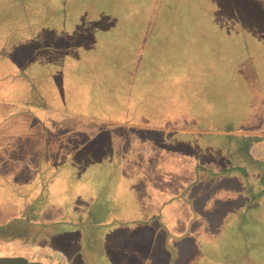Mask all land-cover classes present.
Instances as JSON below:
<instances>
[{"label":"rangeland","instance_id":"obj_1","mask_svg":"<svg viewBox=\"0 0 264 264\" xmlns=\"http://www.w3.org/2000/svg\"><path fill=\"white\" fill-rule=\"evenodd\" d=\"M156 1L0 0L2 52L32 53L31 85L58 126L42 158L33 129L27 163L0 167V255L62 264L33 251L45 247L77 264H264V0H164L177 29L143 32ZM85 2L116 10L90 17L92 28ZM24 106L1 123L0 143L28 122ZM14 144L0 157L18 154Z\"/></svg>","mask_w":264,"mask_h":264},{"label":"crops","instance_id":"obj_2","mask_svg":"<svg viewBox=\"0 0 264 264\" xmlns=\"http://www.w3.org/2000/svg\"><path fill=\"white\" fill-rule=\"evenodd\" d=\"M34 34L35 33L32 32L31 36H33ZM0 43H1L0 44V61H2L1 59L3 57L7 58V62L5 64L7 70L6 71L0 70V82L3 81L4 83H6L7 86L5 87V89L7 92L10 91V93L8 92L10 95L6 94V98H5L6 101L4 102L9 101V104L11 105L10 110L6 113V115L0 118V125L3 121L7 120V118L16 115V113L20 109L19 104L25 105L24 107L21 108V112L26 114L29 117L28 122L24 124V126H21L15 129L13 128L14 130L12 129L14 131V134L10 133L11 130H9L8 131L9 133H6V135L4 136L5 137L4 140L0 143V152L5 151L7 144H9L11 141L17 140V143H18V144H14V148L12 150V151L18 152V154L16 155L8 154V156L4 154L0 157V167H2L7 161H10V163H12V160L14 158L19 159L21 156L26 155L24 154L26 151L25 147L28 146L26 144V140L28 136L32 135V131H34L33 129H35L37 131L36 133H38V142L40 143L42 141V145H37L38 148L37 149L35 148V151L39 152L40 158H42V156L45 155L46 148L48 147L46 142H48L47 140H49V138L52 137L48 134V131L51 134H53L54 137H58V131H57L58 126L55 123L53 124L45 123L47 118L55 115L56 113L53 109H49L40 104V95L38 94L36 88H33L31 85L32 82H34V77H35L34 71L33 72L29 71L31 70L33 66H35V64L32 62V59H33V56H31L32 53L26 55L24 59L21 60V58H16L12 51L2 52V49L4 48V44H3V41ZM34 43L35 41L32 40V44ZM24 71H26L25 74L22 73ZM9 84H12V88L10 90H7V87ZM21 85L23 86V88L18 89V87H20ZM20 90H23V91H20ZM36 96L38 97V102H36ZM64 116H66V114ZM26 158L28 161V156ZM46 159L49 160L48 157ZM20 160L22 161H20L21 163H18V164L27 163L24 161V159L20 158ZM43 160H45V158ZM32 161L36 163L35 158H33ZM37 167L39 168V166ZM33 188L36 189L35 187ZM38 193L39 192H37V194L33 196L32 201L30 202V206L35 205V200H37L39 197ZM45 203H46L45 201L44 202L41 201V205H45ZM100 210L103 211L104 209L100 208ZM63 222L64 221H56L54 223L60 225ZM114 222L115 221H109L105 223L104 226L112 225ZM65 223H67V221ZM17 247L22 249L20 246H17ZM44 248L45 247L34 248L33 251L46 253L47 259L51 261L59 262L62 260L63 261L62 264H77L78 263V261L76 262L72 260L71 258H69L68 256L66 257L64 255L63 257V255L61 254L54 253L56 256H58V258H56L49 254L48 249H44ZM255 252L264 253V243L263 245L261 243L260 250L258 251L255 250ZM43 257L45 258V255Z\"/></svg>","mask_w":264,"mask_h":264},{"label":"trees","instance_id":"obj_3","mask_svg":"<svg viewBox=\"0 0 264 264\" xmlns=\"http://www.w3.org/2000/svg\"><path fill=\"white\" fill-rule=\"evenodd\" d=\"M158 1H159L158 7L155 8V6H154L153 9H152V12H151L152 14H150V16L156 17L157 19H152V17H150V16H148V18H144L145 20H149V18H151V20H153L154 23L151 24L150 21L149 22H142L141 27H142L143 32L147 31L146 29L148 27H150V26L153 27L155 24H157V26L159 27L158 28L159 29L158 32H160V33L177 29V28H169L170 25L173 26V24H174V19L167 18L168 15H169V12L166 14V12L168 11V7L170 8V5L167 4L164 0H157L156 2H158ZM169 1H172V0H169ZM162 3L164 5H162ZM160 4H161V6H160ZM83 5L86 7V11L84 10V13L86 15L85 16V22H86V24L88 26H90L92 28L94 26L90 25V23H89V20L91 19L90 17H92V19H93V17L99 16V15H110V16H112L115 13V10H116V8H114V13L110 12L111 7H114L111 2L110 3L107 2V4H105V7H102L100 4L88 3V2H85ZM129 14L130 13H126L125 14V17L126 16H129ZM174 16L175 17H180V14L177 12V14L174 13ZM227 20H229V19H225V21H227ZM118 23H119L118 26H119L120 29H123L125 27V24H122V20L121 19H119ZM200 24H201V22H200ZM29 25H30V27H28V29L30 31L34 32V33L35 32L37 33L36 28H34L35 27V22L32 21V22H30ZM152 27H151L150 30L153 29ZM240 27L241 28L239 29V31L240 30L241 31L244 30V29H242V24H240ZM160 28H162V29H160ZM192 28H194V27H188V26H186L184 29H192ZM179 29L182 30V28H179ZM41 30L43 32L44 31L49 32L48 30H45V29H41ZM120 34L122 35V33H120ZM124 34H125V32L123 33V35ZM179 34H183V33H179ZM148 38L149 37H148V33H147L145 36L143 35V37L141 39H139V42H141V41L144 42ZM143 46H145L144 43L139 44L137 46V48H136V54H135V56H133L130 59V61H132V62L135 61L136 62V64H134V68L136 66H139L138 60H139V57H140L141 53L143 52V50H142V47ZM150 52L153 53V54H155V50L154 49H152ZM128 78L129 79H135L134 76H129ZM129 85H131V82H129Z\"/></svg>","mask_w":264,"mask_h":264},{"label":"water","instance_id":"obj_4","mask_svg":"<svg viewBox=\"0 0 264 264\" xmlns=\"http://www.w3.org/2000/svg\"><path fill=\"white\" fill-rule=\"evenodd\" d=\"M0 264H49L39 260H33L21 255L3 256L0 255Z\"/></svg>","mask_w":264,"mask_h":264}]
</instances>
